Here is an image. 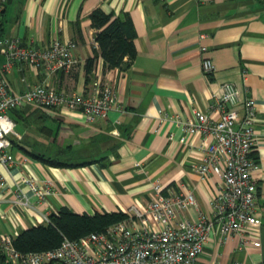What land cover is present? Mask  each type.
I'll use <instances>...</instances> for the list:
<instances>
[{
  "label": "crops",
  "instance_id": "crops-1",
  "mask_svg": "<svg viewBox=\"0 0 264 264\" xmlns=\"http://www.w3.org/2000/svg\"><path fill=\"white\" fill-rule=\"evenodd\" d=\"M97 7L129 16L136 54L126 68L106 70L98 56L87 75L85 61L97 52L89 14ZM0 35L18 37L26 45L45 46L54 38L76 42L79 64L70 72L47 75L41 69L14 65L6 77L15 91L47 82L57 90L88 93L98 73L114 85L116 104L122 108H112L92 122L75 110L41 111L40 117L30 113L25 116L34 128L31 133L15 125L20 137L12 140L13 163L0 164L6 183L0 187V234L43 223L45 215L62 205L88 214L143 207L156 184L192 190L197 207L182 214L197 217L199 210L208 209L220 179L214 174L202 179L194 171L192 165L201 156V134L184 131L180 121L194 111L208 112L212 93L219 92L222 81H230L237 88L240 109L246 96L256 103L252 156L259 162L254 176L260 224L223 239L216 231L195 264H264L262 0H8L0 16ZM203 57L214 64L211 74L202 71ZM26 108L34 109L20 110ZM32 154H71L78 158L71 162H89L53 166ZM22 176L34 177L39 185L50 180L52 192L37 198L21 182ZM17 193L26 204L17 201ZM241 239L246 240L243 246ZM253 240L260 245H252Z\"/></svg>",
  "mask_w": 264,
  "mask_h": 264
},
{
  "label": "built area",
  "instance_id": "built-area-1",
  "mask_svg": "<svg viewBox=\"0 0 264 264\" xmlns=\"http://www.w3.org/2000/svg\"><path fill=\"white\" fill-rule=\"evenodd\" d=\"M8 0H0V16ZM93 44L97 45L93 38ZM76 42L54 38L45 46L23 44L18 37L0 35V164L13 163L9 134L19 138L13 109L32 106L40 111L55 109L79 111L87 122L105 117L116 104L115 87L96 73L88 93L57 90L49 83L27 86L15 91L6 77L14 65H27L51 75L57 71L70 72L78 64ZM205 47H201L204 50ZM201 68L208 75L214 64L208 57L201 59ZM238 91L230 81L219 84V92L211 95L208 112L194 111L191 117L181 120L184 131L200 133L201 156L192 165L202 179L217 175L215 187L206 211L199 210L197 217L188 218L182 212L197 207L192 190H172L156 184L145 206L131 205L124 209L126 217L101 231L90 232L77 239L63 237L60 243L44 251L21 252L13 240L17 235L0 234V254L5 264H195L209 237L218 232L221 239L231 233H241L247 227L258 226V183L254 172L259 162L252 156L254 145L253 122L256 103L246 96L241 109ZM37 198L52 192L51 181L39 185L32 176L21 177ZM0 187L5 188L0 174ZM21 193L17 201L26 204ZM44 216V222L48 221ZM246 243L241 239L240 245ZM259 246V240L251 241ZM231 264H242L233 261Z\"/></svg>",
  "mask_w": 264,
  "mask_h": 264
},
{
  "label": "trees",
  "instance_id": "trees-1",
  "mask_svg": "<svg viewBox=\"0 0 264 264\" xmlns=\"http://www.w3.org/2000/svg\"><path fill=\"white\" fill-rule=\"evenodd\" d=\"M90 26L95 29L94 39L97 43V52L85 61V72L90 74L95 60L100 56L103 60V69L119 67L126 68L135 57L134 46L135 30L127 14L122 17L103 11L97 7L89 14ZM20 109L11 110L13 113ZM33 157L53 166H77L89 161L71 162L67 157L58 155L46 156L32 154ZM77 158V157H76ZM126 217L123 211L86 212L76 213L68 206L62 205L57 212L48 215V221L21 229L14 237L13 243L17 250L25 253L44 251L57 246L63 237L77 239L90 232L101 231L106 226ZM4 258L0 254V262Z\"/></svg>",
  "mask_w": 264,
  "mask_h": 264
},
{
  "label": "rangeland",
  "instance_id": "rangeland-1",
  "mask_svg": "<svg viewBox=\"0 0 264 264\" xmlns=\"http://www.w3.org/2000/svg\"><path fill=\"white\" fill-rule=\"evenodd\" d=\"M23 111V112H21ZM27 111V114H25ZM40 110L39 109H24V110H18L15 111V113L12 115V111L10 112L11 117L16 120V124H17V129H20L26 133V131H28L29 133L34 132V128H31V123L29 122V120L27 119L28 116L25 115H29L31 113V115H34L35 117H40ZM23 114V116H22ZM26 130V131H25ZM9 138L10 140H15L14 136L12 134H9ZM48 156V155H46ZM67 156L61 155L60 158H64ZM70 158L71 160H78V158L76 157H67Z\"/></svg>",
  "mask_w": 264,
  "mask_h": 264
},
{
  "label": "water",
  "instance_id": "water-1",
  "mask_svg": "<svg viewBox=\"0 0 264 264\" xmlns=\"http://www.w3.org/2000/svg\"><path fill=\"white\" fill-rule=\"evenodd\" d=\"M263 1V3H264V0H262Z\"/></svg>",
  "mask_w": 264,
  "mask_h": 264
}]
</instances>
